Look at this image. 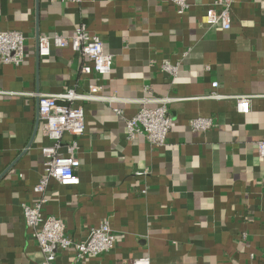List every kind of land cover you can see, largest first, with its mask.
I'll list each match as a JSON object with an SVG mask.
<instances>
[{
    "label": "crops",
    "instance_id": "obj_1",
    "mask_svg": "<svg viewBox=\"0 0 264 264\" xmlns=\"http://www.w3.org/2000/svg\"><path fill=\"white\" fill-rule=\"evenodd\" d=\"M190 1L179 15L168 0H0V32L26 38L23 65H0V264L44 261L24 216L40 199L34 187L50 144L41 121L35 134L39 96L84 94L91 85L118 101L74 103L86 131L65 134L60 151L78 141L80 183L50 180L43 213L76 242L108 221L117 244L81 259L75 249L59 251L55 264H264V0H233L230 30L202 22L214 0ZM83 26L113 57L111 75L84 74L88 60L70 47L38 55V36L70 39ZM166 60L180 64L177 78L161 71ZM146 89L177 99L164 147L127 139L126 121ZM236 96L250 97L248 114ZM196 118L213 128L193 131Z\"/></svg>",
    "mask_w": 264,
    "mask_h": 264
},
{
    "label": "built area",
    "instance_id": "obj_2",
    "mask_svg": "<svg viewBox=\"0 0 264 264\" xmlns=\"http://www.w3.org/2000/svg\"><path fill=\"white\" fill-rule=\"evenodd\" d=\"M63 2L80 3L82 0H61ZM175 6L179 15L185 14L192 6L190 0H168ZM233 0H214L207 5L202 22L207 26H220L223 30L232 27ZM26 38L18 31L0 32V65H13L19 67L26 60ZM70 47L88 60L84 66V74H97L99 76L111 75L113 69V57L104 50V43L99 36L90 35L86 28L79 27L74 35L67 39L60 35L39 38V54L47 57L51 48ZM161 71L172 79L178 77L180 64L164 61ZM214 89L218 83L212 84ZM101 87L91 85L88 93L78 94L69 89L65 93L57 95L43 94L39 96V118L42 122L44 136L50 144L42 148L45 175L34 187V192L40 199L33 206L24 207V216L27 227L33 231V235L44 255L43 264H55L57 253L75 249L78 258L86 256H99L111 252L116 244L117 237L113 233L108 221L91 230L88 239L84 242H76L67 235L66 225L54 216H46L43 207L47 203L46 191L50 180L57 181L62 186L79 185L80 179L76 174L80 167V161L76 155L78 141L73 140L66 145V154L61 153L62 140L65 134L80 137L86 131L85 112L82 106H76L78 101L88 102H115L117 97L100 95ZM147 96L139 99L141 105L137 113L126 121L127 139L133 140L137 136H145L153 147H164L171 131L173 119L169 114L168 105L177 101L175 98H157L150 90L146 89ZM211 99H224L225 96L213 92ZM237 102L238 111L242 114L250 112V97H233ZM117 114L122 112L115 109ZM193 131H207L213 128L214 123L209 118H196L190 122ZM259 155L264 158V143L259 144ZM135 264H149L148 259H138Z\"/></svg>",
    "mask_w": 264,
    "mask_h": 264
},
{
    "label": "water",
    "instance_id": "obj_3",
    "mask_svg": "<svg viewBox=\"0 0 264 264\" xmlns=\"http://www.w3.org/2000/svg\"><path fill=\"white\" fill-rule=\"evenodd\" d=\"M39 36L37 37V53L39 54ZM37 108L39 110V99H38V103H37ZM39 123H40V118H39V111H38V118H37V122H36V128H35V134L37 133L38 127H39Z\"/></svg>",
    "mask_w": 264,
    "mask_h": 264
}]
</instances>
